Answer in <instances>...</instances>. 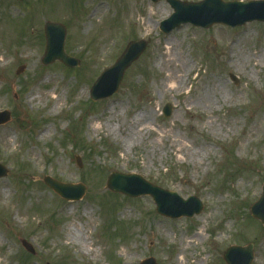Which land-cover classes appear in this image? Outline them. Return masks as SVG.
Wrapping results in <instances>:
<instances>
[{
	"label": "rangeland",
	"instance_id": "1",
	"mask_svg": "<svg viewBox=\"0 0 264 264\" xmlns=\"http://www.w3.org/2000/svg\"><path fill=\"white\" fill-rule=\"evenodd\" d=\"M98 5H105L104 13L92 16ZM172 13L167 0H0V65L2 58L8 63L0 67V111L12 115L0 125V164L9 170L0 178V264H140L149 257L176 264L180 237L200 226L206 236L190 259L202 255L207 260L201 264H226L229 246L252 243L251 264H264V225L250 213L264 183V124L248 133L264 111V62L252 69L264 46V22L207 29L185 24L163 33L160 23ZM46 21L66 27L65 50L79 66L42 64ZM139 39L148 41L147 48L126 70L118 92L93 101L94 81L129 41ZM172 42L189 68L181 88L174 80L162 83L168 71L158 63V49ZM232 43L238 65L230 64ZM214 82L231 98L210 93L215 103L204 105L200 97ZM241 92L245 98L236 100ZM166 104L173 105L169 117ZM144 112V130L130 145L123 138ZM8 136L15 143H7ZM171 141L199 149L203 163L189 153L174 154ZM66 171L75 175L72 181ZM115 171L138 174L183 198L195 195L204 208L193 217L163 216L150 195L109 190ZM47 175L83 183L86 192L67 200L43 182ZM4 187L9 193L1 192ZM91 207L97 220L90 226L85 208ZM72 223L97 241L93 251L69 240Z\"/></svg>",
	"mask_w": 264,
	"mask_h": 264
},
{
	"label": "water",
	"instance_id": "2",
	"mask_svg": "<svg viewBox=\"0 0 264 264\" xmlns=\"http://www.w3.org/2000/svg\"><path fill=\"white\" fill-rule=\"evenodd\" d=\"M156 1V0H153ZM175 12L164 22L162 30L169 32L183 23H193L204 28H209L215 23H222L229 26H239L246 22L260 20L264 21V0L251 1L248 3L239 1L224 2L223 0H204L201 2H183L180 0H168ZM47 48L43 63L49 64L55 60H61L67 65L76 66L79 62L69 57L64 51L65 28L57 23H47L46 25ZM147 42L133 41L117 62L106 69L91 89V97L94 100L108 97L118 91L126 69L139 58L145 50ZM23 68L19 70V73ZM232 78H237L232 74ZM173 112V106L168 104L164 108L165 116L169 117ZM9 111L0 112V124L10 120ZM81 166L80 157L77 158ZM8 171L0 165V177L7 175ZM44 181L57 193L66 199H80L86 191L83 184H66L59 182L49 176ZM108 188L114 192H120L131 197L140 195H151L157 205L160 214L172 218L182 216L192 217L201 213L203 203L196 196L183 199L176 192H172L153 185L138 175H126L113 172L109 176ZM262 194L250 208L251 214L261 220L264 224V184ZM28 250L34 252L26 243ZM253 245L246 247L231 246L225 252L227 264H251L253 260ZM144 264H156L153 258L147 259Z\"/></svg>",
	"mask_w": 264,
	"mask_h": 264
},
{
	"label": "bare ground",
	"instance_id": "3",
	"mask_svg": "<svg viewBox=\"0 0 264 264\" xmlns=\"http://www.w3.org/2000/svg\"><path fill=\"white\" fill-rule=\"evenodd\" d=\"M105 10V5H98L96 6V8L93 11V15L96 14H102L104 13ZM151 15H157L158 12L157 11H151L150 13ZM234 43H232V45L230 46V64H236L238 65V61H233V59H235V52H234ZM158 51L160 52L159 57H158V63L160 66L164 67L168 73L165 74L162 83L165 85L166 82L174 80L177 84L178 88H181L182 86L185 85V79H184V74L188 71L189 72V68L187 66V62L182 59L180 56L177 57V53L175 51V43H169V47L167 46H161ZM2 60V65L1 67L3 69L7 68L8 63L6 62V60L4 58L1 59ZM258 60L259 63H257L256 65L254 64L253 66V71L256 72V66L259 65L260 63L264 62V46L262 47V53L258 56ZM236 62V63H235ZM246 65H250V62H247ZM183 69H187L186 72L184 73ZM48 79L50 81H56V76H49ZM214 87L211 88V92L210 90H205L203 91V95L200 97L202 104L204 105H210L212 106L215 101L211 98L210 93H214V95L219 94L220 97H222L223 99H225L226 101L230 100L231 98V94L227 91V93H224L223 88L221 87V83L219 82H214L213 83ZM166 87H168V85L166 84ZM55 92H57L56 90H54V94ZM245 98L244 92H241L240 94L237 95L236 100H242ZM33 99V98H32ZM216 102H218V98H216ZM0 103H1V99H0ZM57 108V106H56ZM189 112H193L192 110H188ZM148 118V114L147 112H144L143 114H138L137 116H135L134 118V122L131 124V126L133 127V129H130L129 132L126 134V136L123 138L124 141L130 145H132L133 143H135V140L137 138L138 135L142 134L143 132V128L140 127L142 122H145ZM210 125L214 124V122H209ZM264 124V111L257 115L254 123L250 126L249 128V136H252L254 134L257 133L258 129ZM100 125H98L96 127V129H100ZM109 128H112L109 125ZM112 132H115L116 129L112 128L110 129ZM47 132H44L43 134H41L40 136L45 135ZM7 143L13 144L16 141L15 136H8L7 138ZM164 140H167V136L166 134L163 136ZM168 141V140H167ZM171 145H175L176 144V149L174 154H178V153H189L190 157L194 160H198L199 164L203 163V156L200 155V151L199 149H194L192 150L187 143L185 142H181V143H176L171 141L170 143ZM191 149V150H190ZM207 151H209V149H206L205 152L207 153ZM61 167H63V165H61ZM63 175L66 176V178L69 181H72V179H74V174H72L69 171L63 172ZM1 192H3L4 194L9 193V188L4 187L3 191L1 190ZM71 209H73V207H71ZM63 210H69V208L67 206H65V208H63ZM70 213H73V211L71 210ZM18 215H20V212L18 213ZM85 215L88 216L90 218V221H88L87 225H94L95 221L97 220L96 218L93 217L94 215V210L93 207L91 208H85ZM205 227L204 226H200L198 228V230H196L194 233H192L190 236L188 237H180L178 244H177V255L176 258L174 259L176 264H201L202 261L207 260V256L204 257L202 255H198L196 256L197 258H193L190 259L192 255H194L195 253H192V249L199 245L202 244L204 242L205 239ZM66 236L69 238L70 241L79 244L82 246L83 251L85 253H90L91 251H93L94 249H92L91 247L94 246V244L97 241H93L90 240V238L88 236H86V233L83 232V228L76 226L75 224H71L68 227V231ZM1 237H0V246L1 244ZM12 247V245H10V248ZM99 247V246H98Z\"/></svg>",
	"mask_w": 264,
	"mask_h": 264
}]
</instances>
